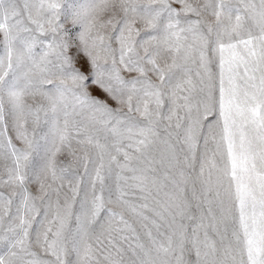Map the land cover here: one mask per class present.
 I'll return each instance as SVG.
<instances>
[{
  "label": "snow or ice",
  "instance_id": "obj_1",
  "mask_svg": "<svg viewBox=\"0 0 264 264\" xmlns=\"http://www.w3.org/2000/svg\"><path fill=\"white\" fill-rule=\"evenodd\" d=\"M0 264H264V0H0Z\"/></svg>",
  "mask_w": 264,
  "mask_h": 264
}]
</instances>
